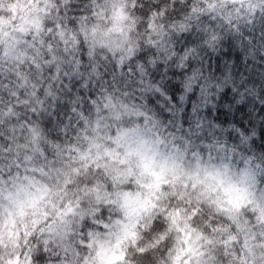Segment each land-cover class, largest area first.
I'll list each match as a JSON object with an SVG mask.
<instances>
[{
  "label": "clouds",
  "instance_id": "clouds-1",
  "mask_svg": "<svg viewBox=\"0 0 264 264\" xmlns=\"http://www.w3.org/2000/svg\"><path fill=\"white\" fill-rule=\"evenodd\" d=\"M0 264H264V0H0Z\"/></svg>",
  "mask_w": 264,
  "mask_h": 264
}]
</instances>
